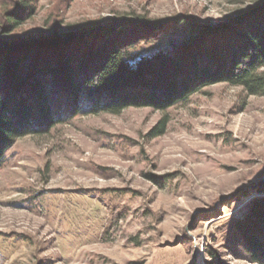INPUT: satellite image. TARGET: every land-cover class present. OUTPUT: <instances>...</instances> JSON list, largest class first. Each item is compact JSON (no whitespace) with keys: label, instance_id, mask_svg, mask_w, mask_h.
Returning a JSON list of instances; mask_svg holds the SVG:
<instances>
[{"label":"rangeland","instance_id":"1","mask_svg":"<svg viewBox=\"0 0 264 264\" xmlns=\"http://www.w3.org/2000/svg\"><path fill=\"white\" fill-rule=\"evenodd\" d=\"M262 5L264 0H0V41L65 35L101 21L121 30L107 40L97 33L102 45L111 46L145 32L121 27L125 18L157 19L163 23L136 46L141 54H190L205 42L212 50L224 47L230 57V43L240 36L235 23L202 36L186 22L219 24L253 10L238 26L264 16V7L256 9ZM9 17L19 22L13 29ZM78 41L0 52L2 68L9 59L27 66L22 83L43 71L53 107L60 104L64 118L45 131L33 125L40 131L17 138L5 152L0 264H264L259 251V260L253 259L240 230L253 200L264 198V94L217 82L164 109L72 115L63 60L76 65L97 43ZM55 59L54 72L44 73ZM11 85L7 80L6 90L15 89Z\"/></svg>","mask_w":264,"mask_h":264},{"label":"trees","instance_id":"2","mask_svg":"<svg viewBox=\"0 0 264 264\" xmlns=\"http://www.w3.org/2000/svg\"><path fill=\"white\" fill-rule=\"evenodd\" d=\"M262 7L264 5L256 9ZM252 11L219 24L186 22L194 33L202 36L213 35L219 28L235 23L233 26L240 36L238 41L234 39L230 43V57L225 54L224 47L216 46L212 50L205 42L200 43L199 47H191L190 54L180 51L175 55L166 50L150 55L141 54L136 49L138 42L148 39L146 37L163 21L136 18H125L121 26L134 27L137 32L142 30L140 33L145 31L135 40L126 38L111 46L102 45L96 37L98 32H103L107 40L118 37L121 30L116 29L112 23H109L112 24L110 29H106L104 22L89 21L65 35L0 41V52L8 51L12 46L39 44L43 48H53L77 40H96L97 43L76 60V65L69 57L63 60L62 69L64 68L68 86L66 92L70 98L68 112L72 115L102 111L117 114L131 106L164 109L187 100L202 86L217 82L242 86L251 94H264V73L260 72L264 67V16L248 18L246 22L236 26L242 17L252 14ZM8 21L11 29L19 23L14 17H9ZM184 21L186 20L181 19L179 23ZM9 60L10 66L7 69L0 66V165L6 150L17 138L40 131V128H34L33 125L41 124L44 127L41 130L45 131L64 119L61 116L63 107L60 104L53 107L48 84L41 78L43 71H35L32 82L28 79L26 83H22L25 73L23 70L27 66L20 69L18 60ZM58 62V59L49 62L43 69L44 73L54 72L53 68H56ZM7 80L15 89L6 90ZM54 88L58 91L59 84L56 83ZM31 97L33 99L30 101ZM161 131L163 130L158 133ZM251 208L252 214L242 222L240 230L248 247L254 252L253 259L258 261L257 251L264 255L261 230L264 229V198L253 200Z\"/></svg>","mask_w":264,"mask_h":264}]
</instances>
